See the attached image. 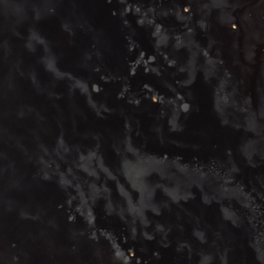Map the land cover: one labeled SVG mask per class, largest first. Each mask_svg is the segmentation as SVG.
<instances>
[{
	"label": "water",
	"instance_id": "1",
	"mask_svg": "<svg viewBox=\"0 0 264 264\" xmlns=\"http://www.w3.org/2000/svg\"><path fill=\"white\" fill-rule=\"evenodd\" d=\"M76 1L79 7L83 6L79 11L85 15L86 21L79 18L80 15L72 0L51 2L0 0V162L5 161L12 169L24 170L37 161L36 165L40 168L37 170L38 175L33 171V175L23 182L21 179H10L5 182L10 194H15L16 189H20L23 202L18 200L11 203L0 187V209H5V213L20 223L14 229L13 234L16 235L12 240L11 231L3 221L5 213L3 218L0 217V264H107V260L114 258L116 260L113 264H264V247L259 248V241L264 238V227L261 228V225L264 226L262 223L264 219H256L261 206L260 201L264 200L258 193L259 190H264V0H227L222 7L218 6L220 5L218 0H162V2L118 0L121 7L116 10L108 8L110 0H93V3L92 0ZM126 3L128 10L124 12L122 8ZM184 3L186 6L182 5ZM133 9L140 13H148L147 18L141 19L139 13H135L130 19L132 21L140 18L138 23L132 21L116 24L120 23L116 20V15L121 17L126 12L130 15ZM41 15L45 17L41 26L44 32L42 48L45 49L46 55L52 60L58 57L73 66L71 72L74 76H65V80L70 78L67 88L71 94L86 92V95L90 89L92 95L84 98V104L80 103L78 106L76 104L73 107L75 116L71 118L69 128L65 127L67 131L62 130L60 134L52 132L43 122L38 121L44 118L45 111H42L44 104L41 103L39 108L34 105L40 97L39 94H43L46 100L51 99L47 104L52 102L59 104V101L67 100V95L52 96L54 94L52 90L55 93L57 89L61 90L57 83L52 81L44 84L42 75L38 78L29 73L32 66L37 68L39 64L36 61L30 62L27 54L28 52L38 54L40 51L35 44L37 35L33 28L36 27L37 18ZM211 15L212 23L207 22L203 25L206 26L204 30L215 37L212 38L215 42L207 48L203 46L202 52H199L202 46L192 39V42L189 41V52L194 59L201 55V59L195 63L196 69L202 65L206 73L217 72V75L215 80H208L209 78L204 75L208 86L204 87V83L195 84L190 89L192 93L189 101L195 102L194 111L199 114L198 118L206 115L212 118L202 110L206 104L205 100L212 101L214 107L223 106V100L216 99L217 95L215 97L214 95L217 93L218 81L222 79L220 75L224 74L227 77L231 73L229 80L232 82V89L228 91V95L232 94L226 98L230 100L228 105L232 110L223 114L220 127L214 128V132L220 137L215 138L204 153L200 154V151L196 150L188 155L193 162L189 175L179 171L181 168L175 170L179 172L176 174L178 185H175L176 177L171 169L185 163L187 154L182 148L177 147V154L174 153L171 144L173 142L169 139L170 134L162 130L153 131V127L149 131L158 134H155L158 136L156 142L153 141L148 147L141 144L137 150H134L133 146L137 138L131 135L132 130H135L136 133L144 134L145 139H149L150 135L145 130L152 126L151 121L159 123L162 118L159 106L164 99L165 83L170 79L166 78L161 66L155 65L156 73L151 81L144 77L138 82L135 79H129L127 82L119 79L123 76L121 64L123 62L127 66L137 65L141 48L154 43L157 36L153 27L160 20L174 19L181 22L180 24L199 27L202 17ZM93 22L96 25H93L91 31L101 29L98 34L108 42L106 47L109 48L116 45L113 32L119 34L125 28L133 35L128 42L129 47L125 46V49L119 50L122 57L115 56L116 62L107 68L96 59L95 52H90L88 56H83L82 53L86 46L89 50L92 48L90 42L86 40V25H92ZM163 33L166 35L165 31ZM134 41H137L135 44L138 46ZM207 43L205 40V46ZM229 49H232L233 55L227 52ZM107 51L105 57L108 56ZM171 55L174 54H169ZM85 60L95 61L94 66L90 65V72L99 80L83 83L82 73L78 72L77 67ZM233 71H237V75L232 74ZM180 72V77L172 78L174 83L183 82L185 86H190L189 81L195 78L194 72L183 69H180ZM134 73L129 75L130 78H135ZM223 79L225 82L226 78ZM125 82L131 88L139 86L138 88L142 89V104L124 98L126 95L124 92L123 99L118 98L115 106L107 108L105 94L109 91L118 93ZM213 83L214 86L211 88ZM93 85L100 90L96 92L91 90ZM248 85L251 88L249 91ZM33 88H36L37 97H31L28 92ZM171 90L175 96L182 97L181 92ZM92 93L96 94L100 102L94 99ZM7 96H15L14 101L1 105V99ZM5 106L10 110L6 114L2 113ZM143 108L146 109L144 110L146 118L133 125L135 116L132 114L140 112ZM111 109L114 112L113 116ZM55 113L56 118L64 119L67 116L61 107ZM92 117L95 120L89 121ZM104 117L107 121L105 124ZM102 125L104 128L99 129ZM223 126H229L232 130L230 139L223 136ZM187 128L191 132V127ZM79 129L80 135L76 134ZM122 131L126 133L125 137L116 138ZM248 131L251 135H248ZM59 135L66 141H74L76 150L72 162L79 165L80 174L83 168L84 170L87 168L89 171L83 172L86 175L72 178L69 174L66 165L70 158L65 151H61ZM86 136L89 137V141ZM104 136L113 139L111 144L105 145L106 147H103L102 141L100 142ZM160 136L165 138L163 143L158 140ZM205 136L208 140L211 137L208 134ZM30 137L34 139H30L28 145L23 148L24 140ZM184 140L183 136L179 135L180 144ZM174 143V146L178 145ZM28 148L29 151L32 150L29 155ZM123 149L127 150L129 156L120 159L118 154ZM140 152H149V155L153 156V166L156 170L154 174L158 179L146 190L139 183L141 180L139 174L144 176L147 172V164L141 160ZM247 154H250L251 158L247 159ZM95 155L98 167L87 163L91 156ZM172 155H180L176 163L172 162L170 158ZM240 156L242 158L240 163L234 161ZM44 157H58L55 166L56 178L60 174L67 180L64 188L67 199L64 195L60 196L66 199L61 200L60 206L51 202L57 199L54 193L50 194L48 191L46 194L43 193L45 187L42 183L50 182L48 179L51 178L46 162L39 161ZM243 162H249L242 171L246 173V177L239 174L242 168L240 164ZM122 163L134 170L124 169ZM105 164L108 166L106 171L109 172L111 180L102 175L101 165L104 167ZM1 168L3 167L0 166V170ZM236 177L240 179L237 184ZM113 180L120 181L118 185L121 190L116 194L105 190L101 194V183L108 189L111 184L113 185ZM248 180L252 183L246 185L245 182ZM1 182L4 181L0 180V186ZM62 184V181L57 182L55 186L58 188ZM71 188H79L87 195H84L82 200L70 198L68 195L71 194ZM247 188H251V191L249 192ZM168 191H172L170 194L172 196H166ZM36 192L43 193L44 198L40 199L44 204L41 203L42 209L32 212L31 208L38 204V199L36 200L34 195ZM99 193L102 202L96 201L95 197ZM227 194H231L230 200ZM245 194L253 196L247 205L236 200ZM129 199L131 202L125 207L126 204L122 201ZM152 201L156 203L150 209L146 208L149 206L146 204ZM182 204L179 210L178 207ZM79 207L84 210L80 213V220L69 226L73 231V234L69 235L64 225L57 224L55 217L64 219L65 216L74 214ZM35 213L46 222L43 236L38 234L37 225L32 226L30 230L23 227L27 219H31ZM246 220L249 224L245 229L243 224L244 221L247 222ZM112 236L119 238V242H112ZM47 238L64 241L75 239L83 243L85 241L88 245L82 243L75 252H72L67 243L55 245L54 241H48ZM98 239L101 243L89 244ZM203 240L207 243L201 245ZM15 241L17 244H14ZM248 247H252L251 252L260 249V253L252 257ZM178 250L184 253V257L174 254V251Z\"/></svg>",
	"mask_w": 264,
	"mask_h": 264
},
{
	"label": "bare ground",
	"instance_id": "2",
	"mask_svg": "<svg viewBox=\"0 0 264 264\" xmlns=\"http://www.w3.org/2000/svg\"><path fill=\"white\" fill-rule=\"evenodd\" d=\"M39 1L51 2V1H55V0H39ZM76 2H77L76 0H72L73 5L76 6L77 13H79V15H80L79 18L82 21H86V18L84 17L85 15L81 14V12L79 11V8H81V7L83 8V6H81V4H80L81 7H79ZM161 2H162V0H161ZM226 2H227V0H218V4H220L218 6L222 7L223 4H226ZM91 3H93V0L91 1ZM127 3L123 5L122 9L124 12L128 10ZM182 5L186 6V3H184ZM119 7H121V6H120V2L118 0H110V5L108 7L109 9L116 10ZM99 10H101V9H99ZM126 13L123 14L121 17H117V15H116V17H115L116 20H118L120 22V23L117 22L116 24L119 25V24H122L123 22L129 23L132 21H133V23H138V20L140 18L145 19V18H147V14H148L146 12L140 13V11L138 12L137 9H133L132 11H130V15L126 14ZM135 13L136 14L139 13L138 15L141 17L139 19H133L131 21L130 17L131 16L133 17V15ZM212 19H213L212 15L208 16V17L207 16L202 17V19L200 20L201 26H199V27L198 26L193 27V25L187 26V24H185V23L180 24L181 22H178L174 19H173V21H165V19L160 20V22H157L156 25L153 27L156 29V36H157L154 43H152L151 45L148 44L145 48H141L142 46H139L141 48V53L139 55L137 65L131 64V66H127L126 64H124L122 62L121 71L123 72V76L121 78H119V76H118L119 79H123L127 82L129 79H135L138 82L139 80L143 79L144 77L147 79V81H149V80L151 81L153 75L156 73L155 65H158L159 67L161 66L164 69V71L166 73L165 74L166 78L170 79L169 82L165 83L164 91H163L164 92V99H163L161 105L159 106V113H160L162 118H161V120H159V123L151 121V123H153L152 126L149 129L145 130L150 135L148 137L149 139H145L144 134L136 133L135 130H132L133 133H131V135H132V137L137 138L135 140L136 142L133 145L134 150L135 149L137 150L138 148H140L141 144L148 147V146H150V144L153 143V141L156 142V140H157L156 138H158V136H155V134L156 135H158V134L156 132H153L155 130H162V132H166V133L170 134L169 139H171V141L173 142L171 144H172V150L174 151V153L177 154V151H176V147H177L180 149L182 148L184 150V153L187 154L185 163L179 164L176 168L171 169V171L173 172V175L175 177L179 174L178 171L177 172L175 171L177 168L178 169L181 168V170H179V171H182V172L186 173L187 175H189V173L192 169V163L193 162L190 159V156H188V155H191L196 150H199L200 154L204 153L207 150V147H209V145H211V142H214L215 138L220 137V135L218 133L214 132L215 131L214 128H216L217 126L220 127L219 124L221 123V119H222L221 116L223 114H225L227 111L230 112V110H232V107L229 108V105H228L230 103L229 102L230 100H228V98H226L227 96L232 94V93H229V95H228V91L232 89V87H231L232 82H231V80H229V79H231V73L227 77H225L224 74H221L220 77L222 79H219V81H218L219 86L217 87V84H216L217 93L215 92L214 97L217 95L216 99L223 100V102H222L223 106H221V108H218V106L214 107L213 105H215V104L212 101L209 102L208 100H205L206 104L203 105L202 110L205 111L206 114H209L210 117H212V118H209L208 115H206L205 117H202V118H198L197 116H199V114L194 111L195 102L189 101L190 96H191L190 94L192 93V91L190 89L193 88L195 84L200 85L201 83H204V87L208 86L207 80L205 78L208 77L209 78L208 80H215L216 75H217V72L206 73L205 70L203 69L202 65H199V67L196 69L195 63L201 59V55L197 57L198 59H194L193 56L189 52V49H190L189 48V46H190L189 41L192 42V39L195 42L197 41L196 43H199V45L202 46L201 48H199V52H202L203 46L205 48H207L210 44L212 45L215 42L214 39H212L215 37L211 36L210 32L204 30V27H206V26L203 25L207 22H209V24H211ZM43 20L45 21L44 16H42V15L40 17L38 16L36 27L33 28L34 29L33 32H36V35H37V37H36L37 41L35 44L40 48V51L38 54L37 53L33 54V53L28 52L27 57L29 58L30 62L36 61L39 64H38L37 68L32 66L29 73H32L31 74L32 76H37L38 78L42 77L44 79L43 80L44 84H49L50 82L52 83V81H54V83H57L61 90L57 89L56 93L52 90V92L54 93V94H52V96L56 95V96L61 97L62 95H67V100L64 101L65 103L59 101V104H58V102H56V103L52 102L51 104H47V102L51 101V99L46 100V98L43 96V94L38 93L40 96L39 97L40 99L38 98L34 104L36 106V108H39V105L41 106V103L44 104V106H43L44 109L42 110V111H45L44 112L45 113L44 118H42L41 121L38 119L37 120L39 122H43V124H45V126L47 128L51 129L52 132H58V134H60L62 132V130L67 131V128H69V126L71 124V121H70L71 118L73 116H75V112L73 110V107L76 106V104H77V106L80 105V103L84 104L85 103L84 98L88 97L91 94H90V89L87 90V95H86V92H84V93L78 92L77 94H71L72 92L67 88L69 86L68 80L70 78L68 80H65V76H68V77L74 76V73L71 72V70H73V66L69 63L68 64L65 63V61H63L62 59H58V57H55L56 59L52 60L51 57L46 55L45 49L42 48L43 47V40H44L43 39L44 32H43V28L41 26V22ZM141 21H143V20H141ZM93 25H96V24L93 22L92 25H89V24L86 25V29H87L86 30V40H88V42H90L92 48H91V50H89L88 47L86 46V48H84L82 53H83V56H85V55L88 56V54H90V52L91 53L95 52L96 53V59H98V61L101 62V63L100 62L99 63L102 64V66L104 68H107L109 65H112L113 63L116 62L115 56L122 57V55L119 53V50L121 51L122 48L125 49V46L129 47L128 42H129V40H131L133 38V35H130L129 30H127L125 28L122 29V31L119 32V34H118V32H113L112 35L114 36L116 45L114 44L115 45L114 47L109 48V47H106L108 42L106 40H103V38H102L103 36L101 37V35L98 34V33H100L101 29H99V30L95 29V31H91V30H93ZM164 31H165L166 35H164V33H163ZM84 37H85V34H84ZM205 40H207V42H208L206 46H205ZM28 43L30 44L29 40H28ZM135 43H137V41H134V44ZM135 45L138 46V44H135ZM106 48L108 51L106 50ZM106 51L108 52L107 57H105V55H104ZM227 52L232 54V49H229ZM169 54H174V55L169 56ZM94 62L95 61L90 62V61L85 60L84 62H81L80 64H78L79 66L77 67V70H78V72L82 73L81 75L83 77L82 78L83 83H86L87 81L96 80V78H94L93 74H91V72H90L91 66H94ZM180 69H183V71L194 72L195 78L192 79L191 81H189L191 83L190 86H187V85L185 86V84L183 82L182 83H176V84L174 83L172 78L176 77V76L180 77V74H181ZM198 72H199V74H197ZM127 73H128V75H127ZM132 73L135 74V76H134L135 78H130L129 75H131ZM195 73H196V75H195ZM232 74L237 75V71H233ZM55 75H57V76L62 75V77L57 78V77H55ZM204 75L206 77H203ZM125 76H126V78H125ZM223 78H226L225 82H224ZM82 79H81V82H82ZM97 80H99V78ZM209 84H210V82H209ZM212 86H214V83L211 85V88H212ZM91 87H92L91 90H93L94 92L100 90V89L97 90V88L94 87V85ZM138 87L131 88L128 86V83L125 82L119 88L118 93H114L113 91H109V93H106L105 97H104L105 106L107 108H112V106H115V103L118 100V98L123 99L124 92L126 93L124 98L127 97V98L135 100V102L138 104H142L141 96H142L143 92H142V89H139ZM247 88H248L247 91H249L251 89L249 87V85L247 86ZM171 89H174V90H177L178 92H181L183 94L182 97L181 96L180 97L175 96L174 95L175 93L172 92ZM35 90H36V88H33V89L28 91L31 97H37L36 96L37 93L35 92ZM93 96H95L94 99L96 101L97 100L99 101V99H97V97H96V94H93ZM59 97H57L58 100L60 99ZM14 99H15V96H12V97L7 96L5 98H2L1 99L2 100L1 105H7L8 102L11 103L14 101ZM233 100L234 99L232 97L231 101H233ZM74 103H75V105H74ZM98 104H100V103H98ZM172 106H177V107L172 108ZM60 107L62 109V112H65L67 114L66 118H64V119L63 118H56V116H55V114H56L55 111L59 110ZM144 110H146V109L143 108L140 110V112L132 114L133 117L135 116L134 121H133V125H137V123L143 121L146 118L144 116ZM233 110H234V108H233ZM8 111H10V110L8 109L7 106H5L2 113L6 114V113H8ZM110 111H111V115L113 116L114 112L112 111V109ZM108 117H110V116L108 115ZM35 119H36V117H35ZM65 119L67 120L66 122H65ZM93 120H95L94 117L89 118V121H93ZM192 120H194L195 123H193ZM125 121H127V118H125ZM105 122H107L106 118L103 121V124H105ZM148 126H150V125H148ZM206 126H208V127L210 126V127L207 128ZM65 127H67V128H65ZM153 127H154V130L149 131V130H152ZM187 127H191V132ZM101 128H104V126L103 125L99 126V129H101ZM249 128L251 129V127H249ZM222 130L224 132V133H222V134H224L223 136H227L230 139L232 130L229 128V126H223ZM240 131H241V129H240ZM248 132H249L248 135H251L250 131H248ZM72 133H74L73 130H72ZM172 133H175V135ZM76 134L80 135V129L76 132ZM205 134H208L209 136L211 135V137H209V140L211 139L210 141L205 136ZM125 135H126V133H124L122 131V132H119V134L117 135L116 138L121 139V138H124ZM179 135H182L183 138L185 139L183 143L181 142V144L179 141ZM59 136H60L59 139L61 140V143H60L61 149H62L61 151H65L70 158V161H68L67 165H66L69 169V174L72 175V178L77 177L79 175H81V176L86 175V173H83V172L89 171L87 168L85 170L83 168L81 170L82 172L80 174L79 165L73 164V162H72L74 159V153L76 150V145L74 144V141L73 140L66 141L65 138L62 137V135H59ZM196 136H198V137H196ZM223 136H222V139H223ZM110 138L111 137H108V136L105 137L104 136L103 140L100 139V142L102 141V144L104 145L103 147H106L105 145L111 144L113 139L112 138L110 139ZM30 139H34V138L30 137L28 140L25 139L24 144H23V148L26 147V145H28V143L30 142ZM86 139L89 141V137L86 136ZM158 140L160 142L162 141V143H163L165 138L160 136V138ZM174 142L178 143V145L174 146V144H175ZM186 142H189L190 144H185ZM91 144H93V143H91ZM27 150H28L27 154L29 155L30 152H32V150L29 151V148ZM110 150L112 151V149H110ZM140 153L142 155L141 160H144V162H146V164H147V166H146L147 172L144 175L145 177L142 176L141 174H139V177L142 180V181L140 180L139 183L146 190V189L150 188L152 183L158 181V179L156 178V176L154 174V172L156 170H155V167L153 166L154 165L153 164V156L149 155L150 154L149 152L148 153L147 152H145V153L140 152ZM118 155L120 156L119 157L120 159L121 158L124 159L125 156H129L126 149L121 150ZM179 156L180 155H178V156L172 155L170 158L172 159V162L176 163V160L178 159ZM58 157H53V158L52 157H44V158L39 159V161L46 162L47 168L50 169L48 173L51 174V178H49L48 180L50 182L52 181L51 183L50 182L42 183L43 187H45L43 193L46 194L47 191L50 192V194H51V192L54 193V196H56L57 199L54 201L51 200V202L60 206L61 200L63 201V200L67 199V195H64V192H65L64 188H66L65 183L67 180L65 177H63L60 174H58V176L56 178V174H55V171H56L55 168L56 167L55 166H56V163H58L57 162ZM249 157H250V154H247V159ZM59 159H60V157H59ZM241 160H242L241 156L234 159V161H236V162L238 161L239 163L241 162ZM36 163H37V161L34 163L35 165L34 164L32 165V163H31L24 170H21L18 168L20 170V172H19V170L17 168L12 169V167H10L5 161H4V163L0 162V166L3 167L0 170V176H1L0 180L4 181V182H1V186H0L1 191H3V193L5 195H7L8 199L11 200L10 201L11 203L13 201H18V200L22 201L23 194L21 193L20 189H16L15 194H10L9 193L10 191L8 190V186H7V184H5V182L10 180V179H12V180H14V179L20 180L21 179L23 182L24 179L31 177L33 175V171L36 174L37 170H40V168L37 167L38 165H36ZM87 163L91 166H93V165L95 167L99 166V165H97L98 159H97L96 155H95V157L91 156V160ZM248 163L243 162L240 164V167H242V168L240 169L241 172L239 174L245 176L246 173H243L242 171H243V168L247 167ZM101 166L103 168V172H102V175H104L103 177L110 179L109 178L110 176L108 174L109 172L106 171L107 170L106 168H108V166L106 164L104 165V167H103V165H101ZM122 166L124 169L131 170V171L134 170V169H130L131 166H126L124 163H122ZM9 167H10V169H9ZM78 167H79V169H78ZM17 172H19V173H17ZM37 175H38V173H37ZM39 177H41V176H39ZM256 177L258 178V175ZM53 178L54 179L56 178V179L54 180ZM79 178H80V176H79ZM236 178H238V177H236ZM150 180H151V183H150ZM239 180L240 179L238 178V180L236 181V184L239 182ZM61 181L63 184L57 188V186H55V184L57 182H61ZM54 182H56V183H54ZM176 182H177V177L175 178L174 183H175V185H178V183H176ZM119 183H120L119 180H117V181L113 180V185L111 184V186L108 189L102 183H101V185L99 184L101 186V192L100 193L102 194L105 190H107L111 194L118 193L121 190V188L118 185ZM251 183H252L251 180H248L247 182H245L246 185L251 184ZM67 186L70 187L69 184H67ZM252 187H253V185L251 186V188ZM251 188L250 189L247 188V190L250 192ZM219 190L220 189H218V191ZM174 191H176V189ZM238 192L240 193V191H238ZM43 193L42 192L41 193L36 192V194H34L35 199L36 200L38 199L37 200L38 204L36 203L31 208L32 212L42 209L41 203H43L44 201H42L40 198H44ZM100 193L98 195H96V197H95L97 202H102V199H100L101 198ZM171 193H172V191H168L166 193V196L170 195ZM258 193L264 197V190L263 191L259 190ZM62 195H64V197H66V199H64V197H60ZM84 195H87V194L84 193L83 190H81L79 188L78 189H72L71 188V194H69L68 196L70 198L75 199V200L76 199L82 200V199H84ZM227 195H228L227 198L230 200L229 196H231V194H227ZM132 196H134V195H132ZM170 196H172V195H170ZM252 197L253 196H251L249 194L248 195L245 194L242 196L241 199H236V198L235 199L238 202H240V204L247 205L248 200H250ZM122 202L124 204H126L125 207H128L130 202H131V199H129L128 201L123 200ZM227 202H229V201H227ZM154 203H156V202L152 201L151 203H147L146 205H149V206L146 208L150 209V207L153 206ZM260 205H261L260 210L258 211V215H257L256 219H261V218L264 219V200L263 199H261ZM7 206L10 207L9 205H7ZM64 206H66V205H64ZM182 206H183V204L180 205L178 207V209L180 210V208ZM76 209L77 210L74 214H72L70 216L69 215L65 216L64 219H62V218L60 219L58 216L55 217L57 224L58 225H64L66 227L64 229H66L69 232V235L73 234V231L71 230V228H69V226L71 224H75L76 222H78L80 220V213L83 212V210H84L82 207H79ZM89 210L90 209H85V211H89ZM3 213H5V209L4 210L0 209V217L1 218H3ZM38 215H39L38 213H35L31 219L30 218L27 219V223L23 224V222H22V224H23V227L26 228V230H30V228L32 226L37 225L38 234L43 236V233L45 232L44 231V225L46 222L42 221ZM130 220L132 221V218H130ZM3 221L6 222V225H8V228L11 231L10 238L12 240H14L15 235H16V234H13V233H15L14 229L17 228L16 226L20 223H18V221L16 219H13L12 216L8 213L4 214ZM19 221H21V220H19ZM246 221L247 222L245 223V221H244V224H243V228H245V229H246L247 225L249 224V221L248 220H246ZM235 223H236V221H234V224ZM262 223L264 224L263 221H262ZM67 226H68V228H67ZM262 227H264V226L261 225V228ZM47 239H48V241L49 240L54 241L55 245H57L58 243H60V245H65L67 243L70 246V247L68 246V248L72 252H75V250L77 248H79V246L83 243V242H81L79 240H75V239H73V240L67 239L65 241L60 240L58 238H56V239L47 238ZM118 240H119V238L112 236V242L118 243L119 242ZM97 242L101 243V241L98 239L97 241H93L91 243L89 242V244L90 245H96V244H98ZM259 242H260L259 248L261 249V247H264V238H263V240H260ZM204 243H207V242H205L203 240L201 245H203ZM14 244H17V241H15ZM83 244L88 245V243H86L85 241ZM251 248L248 247V251H249L250 255L252 254V257H254L260 253V249H258L256 251L252 250L253 252H251L250 251ZM65 254L66 253H64V256H65ZM174 254L176 256H182L183 255V257H184V253L182 251H179V250L174 251ZM111 260L112 259L107 260L106 261L107 264H113V262L116 259L114 258L112 261Z\"/></svg>",
	"mask_w": 264,
	"mask_h": 264
}]
</instances>
